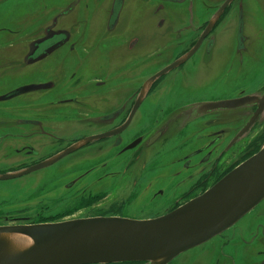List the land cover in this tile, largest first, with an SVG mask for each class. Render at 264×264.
<instances>
[{"label": "flooded vegetation", "instance_id": "flooded-vegetation-1", "mask_svg": "<svg viewBox=\"0 0 264 264\" xmlns=\"http://www.w3.org/2000/svg\"><path fill=\"white\" fill-rule=\"evenodd\" d=\"M254 32L264 0H0V176L20 174L0 226L150 220L211 189L264 144ZM194 249L167 264H264V199Z\"/></svg>", "mask_w": 264, "mask_h": 264}, {"label": "water", "instance_id": "water-1", "mask_svg": "<svg viewBox=\"0 0 264 264\" xmlns=\"http://www.w3.org/2000/svg\"><path fill=\"white\" fill-rule=\"evenodd\" d=\"M249 101L223 102L220 106ZM263 199L264 144L201 196L155 219L90 217L0 226V264H167L231 227ZM15 239L27 240L18 243ZM28 241L31 244H22Z\"/></svg>", "mask_w": 264, "mask_h": 264}, {"label": "rangeland", "instance_id": "rangeland-1", "mask_svg": "<svg viewBox=\"0 0 264 264\" xmlns=\"http://www.w3.org/2000/svg\"><path fill=\"white\" fill-rule=\"evenodd\" d=\"M254 34V40H256L257 42L260 40H262L261 39V36H264L261 32H254L253 33ZM226 35H230L231 37L233 36V33L232 34H226ZM260 41H259V43H260ZM260 57V56H259ZM63 167V166H62ZM37 177L38 176H36L35 177V180L37 179ZM14 184H9V185H7V187H12ZM63 209H65V206H63ZM79 211V210H78ZM84 210H81V211H79L80 213H77L76 215H78V217H82L83 216V214H85V212H83ZM64 212V211H63ZM68 212V211H67ZM56 219H58V218H56ZM60 219H62V220H60ZM60 219H58V221L57 220H55L54 219V221L55 222H60V221H64L65 219H63V218H60ZM67 219V218H66ZM41 221H45L44 223H46V222H48V223H51V222H54L53 220L52 221H46V220H41ZM40 224H43V223H40ZM210 240V239H209ZM209 240H207V241H209ZM206 241V242H207ZM206 242H204V243H206ZM203 243V244H204ZM204 246V245H203ZM203 246H201V247H203ZM194 249V248H193ZM201 249V248H200ZM193 251H195L194 253H193V255H197L198 254V252L200 251V250H197V247L193 250ZM220 256V255H219ZM182 257V255L179 257V259L178 260H180V258ZM178 260H176V261H173L171 264H177L178 263Z\"/></svg>", "mask_w": 264, "mask_h": 264}, {"label": "bare ground", "instance_id": "bare-ground-1", "mask_svg": "<svg viewBox=\"0 0 264 264\" xmlns=\"http://www.w3.org/2000/svg\"><path fill=\"white\" fill-rule=\"evenodd\" d=\"M26 225H31V224H26ZM4 226H11V225H4ZM17 242L18 241H25V240H27V239H15ZM19 243V242H18ZM22 244H24V245H28V244H31V242L30 241H28V242H25V243H22Z\"/></svg>", "mask_w": 264, "mask_h": 264}]
</instances>
